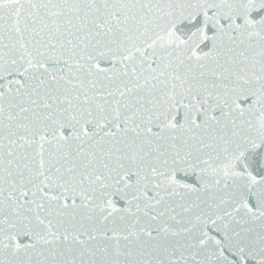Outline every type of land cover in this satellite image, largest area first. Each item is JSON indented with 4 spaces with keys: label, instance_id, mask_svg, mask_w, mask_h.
I'll use <instances>...</instances> for the list:
<instances>
[{
    "label": "snow or ice",
    "instance_id": "6c2138e0",
    "mask_svg": "<svg viewBox=\"0 0 264 264\" xmlns=\"http://www.w3.org/2000/svg\"><path fill=\"white\" fill-rule=\"evenodd\" d=\"M0 264H264V0H0Z\"/></svg>",
    "mask_w": 264,
    "mask_h": 264
}]
</instances>
